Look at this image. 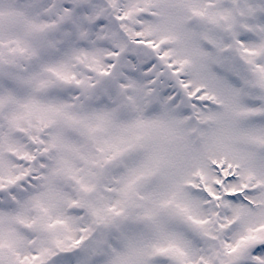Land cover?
<instances>
[{
  "label": "snow or ice",
  "instance_id": "6c2138e0",
  "mask_svg": "<svg viewBox=\"0 0 264 264\" xmlns=\"http://www.w3.org/2000/svg\"><path fill=\"white\" fill-rule=\"evenodd\" d=\"M0 264H264V0H0Z\"/></svg>",
  "mask_w": 264,
  "mask_h": 264
}]
</instances>
